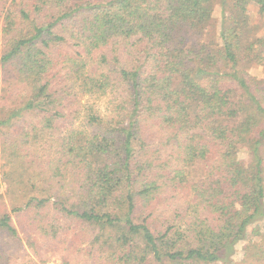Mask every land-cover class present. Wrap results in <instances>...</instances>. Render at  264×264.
Segmentation results:
<instances>
[{"label": "trees", "instance_id": "obj_1", "mask_svg": "<svg viewBox=\"0 0 264 264\" xmlns=\"http://www.w3.org/2000/svg\"><path fill=\"white\" fill-rule=\"evenodd\" d=\"M219 2L216 37V0H0V72L26 92L0 125L58 131L59 210L115 264H264V0ZM47 192L25 204L40 235Z\"/></svg>", "mask_w": 264, "mask_h": 264}, {"label": "rangeland", "instance_id": "obj_2", "mask_svg": "<svg viewBox=\"0 0 264 264\" xmlns=\"http://www.w3.org/2000/svg\"><path fill=\"white\" fill-rule=\"evenodd\" d=\"M249 10L254 33L262 35L264 18L256 5H251ZM221 23L222 9L216 0L209 33L218 37ZM248 71L264 80V67L250 65ZM2 76L1 71L0 119L5 118V108L18 104L26 93L21 87H10ZM57 132L44 131L39 116L29 113L0 125V217L10 213L18 230L14 235L0 228V264H115L93 242L98 229L59 210L60 201L70 195L73 183L65 169L67 159L64 163L59 161L60 153L54 143ZM245 156L243 153L242 157ZM49 189L51 200L43 216L52 228L49 235H40L33 233L32 213H26L25 204L32 197L47 196ZM14 207L22 210L14 212ZM243 247V242L237 245L236 262L242 259Z\"/></svg>", "mask_w": 264, "mask_h": 264}]
</instances>
